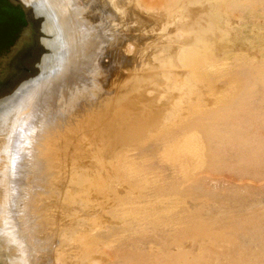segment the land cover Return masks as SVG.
Instances as JSON below:
<instances>
[{"label": "rangeland", "instance_id": "374dc122", "mask_svg": "<svg viewBox=\"0 0 264 264\" xmlns=\"http://www.w3.org/2000/svg\"><path fill=\"white\" fill-rule=\"evenodd\" d=\"M71 1L101 47L48 120L32 264H264V0Z\"/></svg>", "mask_w": 264, "mask_h": 264}, {"label": "bare ground", "instance_id": "6f19581e", "mask_svg": "<svg viewBox=\"0 0 264 264\" xmlns=\"http://www.w3.org/2000/svg\"><path fill=\"white\" fill-rule=\"evenodd\" d=\"M21 1L35 14L39 8L36 17L38 22L44 21L48 40L39 75L0 99V257L4 264H32L42 249L36 245L31 213L33 190L37 179L43 177L38 174L45 170V161H37L38 154L46 152L44 138L51 113L61 112L60 107L87 90V67L101 47L97 27L75 14L71 0ZM187 53L181 58L186 60ZM2 261L0 258V264Z\"/></svg>", "mask_w": 264, "mask_h": 264}, {"label": "water", "instance_id": "95a60500", "mask_svg": "<svg viewBox=\"0 0 264 264\" xmlns=\"http://www.w3.org/2000/svg\"><path fill=\"white\" fill-rule=\"evenodd\" d=\"M48 30L21 0H0V99L40 73Z\"/></svg>", "mask_w": 264, "mask_h": 264}]
</instances>
